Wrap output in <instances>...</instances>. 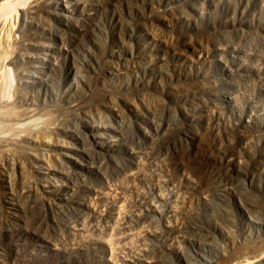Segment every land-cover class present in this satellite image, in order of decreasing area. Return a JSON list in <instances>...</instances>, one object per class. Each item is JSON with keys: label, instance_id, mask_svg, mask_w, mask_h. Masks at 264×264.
Instances as JSON below:
<instances>
[{"label": "rangeland", "instance_id": "obj_1", "mask_svg": "<svg viewBox=\"0 0 264 264\" xmlns=\"http://www.w3.org/2000/svg\"><path fill=\"white\" fill-rule=\"evenodd\" d=\"M16 3L0 264H264V0Z\"/></svg>", "mask_w": 264, "mask_h": 264}, {"label": "bare ground", "instance_id": "obj_2", "mask_svg": "<svg viewBox=\"0 0 264 264\" xmlns=\"http://www.w3.org/2000/svg\"><path fill=\"white\" fill-rule=\"evenodd\" d=\"M23 2H24V0H17L16 7H18V5H19V4H22ZM7 3H8V0H3V1H1V2H0V7L2 8V6L6 5ZM1 8H0V9H1ZM34 67H35V66H34ZM34 71H35V70H34ZM29 73H30V71H29ZM31 73H32V71H31ZM31 73H30V74H31ZM35 73H36V72H35ZM38 73H39V72H38ZM28 75H29V74H28ZM35 76H36V75H35ZM32 77H34L33 74L31 75L30 79H31ZM30 79H29V80H30ZM6 177H8V175H6L5 178H6Z\"/></svg>", "mask_w": 264, "mask_h": 264}]
</instances>
